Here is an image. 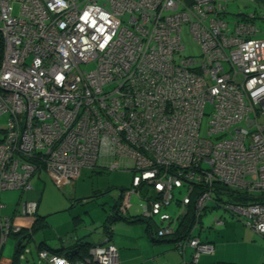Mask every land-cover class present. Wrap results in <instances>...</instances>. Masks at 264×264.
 Instances as JSON below:
<instances>
[{"label":"built area","instance_id":"2783aa9c","mask_svg":"<svg viewBox=\"0 0 264 264\" xmlns=\"http://www.w3.org/2000/svg\"><path fill=\"white\" fill-rule=\"evenodd\" d=\"M251 1L260 12L241 14L231 30L222 0H0V191L26 192L42 171L57 184L83 169L130 171L118 210L136 195L154 237L192 248L189 264L214 249L192 233L208 209L223 212L215 223L231 218L264 238V4ZM183 24L198 59L175 60ZM37 206L27 200L21 211ZM18 230L0 220L1 241ZM105 239L82 259L39 257L119 264Z\"/></svg>","mask_w":264,"mask_h":264},{"label":"crops","instance_id":"0c3cea01","mask_svg":"<svg viewBox=\"0 0 264 264\" xmlns=\"http://www.w3.org/2000/svg\"><path fill=\"white\" fill-rule=\"evenodd\" d=\"M239 1L245 6L251 5L246 0ZM36 177L40 179L41 174ZM27 200L37 201V215L22 213L21 204ZM39 201L38 191L33 190L32 181L31 189L26 192L15 189L0 191V220L10 218L11 224L19 229L18 232L22 230L24 234L31 233L27 247L18 253L17 249L21 244L18 243L19 238L14 232L8 234L3 241L0 232V264H51L40 259V250L73 248L85 242L92 245L107 242L103 231L97 234L99 240L96 242L94 234H90L94 223L86 224L81 216L73 218V227L69 222V226H55L50 228L48 233L42 232L48 227L49 220L47 216L39 214ZM123 215L130 216L128 213ZM40 218L42 221L37 223ZM104 222L105 219L102 226ZM198 227L199 230L196 227L192 231L193 235L203 242L213 244L214 249L210 253H201L196 264H264V238L240 221L225 218L222 223L217 224L211 219L207 224ZM173 241V238H154L147 223L140 220L129 221L118 218L111 225L109 242L117 248L119 264H189L192 249L187 247L180 252ZM33 243L34 252L28 250L29 245ZM59 256L63 255L59 254Z\"/></svg>","mask_w":264,"mask_h":264},{"label":"rangeland","instance_id":"374dc122","mask_svg":"<svg viewBox=\"0 0 264 264\" xmlns=\"http://www.w3.org/2000/svg\"><path fill=\"white\" fill-rule=\"evenodd\" d=\"M228 1V14L225 17V20L229 22V27L231 30H233V23L239 18L237 17V13L239 11L248 13L253 9L251 5L245 6V4L239 0ZM101 4L105 5L104 3ZM12 9L13 15L18 16L20 11L19 3H14ZM256 26L259 28L260 32L257 35V38L264 39V22L257 20ZM181 39L184 48L175 54V60L179 61L181 58L186 57H196L198 59L202 52V48L201 45L191 37L187 24H183L182 26ZM81 68L84 70H89L92 68V65H81ZM211 111L212 105L210 103H206L204 106V115L202 116L200 126V135L203 137L208 136V126ZM7 121V114H1L0 139L4 134ZM36 176L37 175L33 176L31 181L33 190L38 191L40 198L39 214L47 216V219L49 220L48 227L43 229L42 232L48 233L50 228H54L55 226H69V222L73 227V218L81 216L85 220L86 224L94 223V228L90 230V234H94V237L97 239L96 242H98L99 238L97 234H101L103 231L102 223L105 217L108 215L109 210L114 202L118 199L119 190L131 187L133 173L124 170H103L94 172L91 169H83L78 180L71 183L60 184H57L55 181H53L51 177L48 176L44 171H42L40 179H38ZM185 195V190L179 194L180 197ZM213 203L214 202L210 201L208 207H212ZM174 207L175 205L172 206V210H175ZM56 210L58 212H55ZM141 212L142 201L133 194L131 196L128 214L130 216H136L140 215ZM219 213L222 214L223 212L216 209H208V211L204 212L202 215L201 224L199 226L207 224L208 221L214 219L215 214ZM197 230H199V227H197ZM29 246L28 250L34 252V243L33 245L31 244Z\"/></svg>","mask_w":264,"mask_h":264},{"label":"trees","instance_id":"16d2710c","mask_svg":"<svg viewBox=\"0 0 264 264\" xmlns=\"http://www.w3.org/2000/svg\"><path fill=\"white\" fill-rule=\"evenodd\" d=\"M222 2L224 3V5H225V7H226V12H227V2L225 1V0H222ZM246 2L247 3H249V4H251V6H252V11L251 12H248V13H243L242 11H239L238 13H237V17H239L241 14H250V13H257V12H260V9H259V4H256V3H253L251 0H246ZM256 2L257 3H260V4H264V0H256ZM227 14H228V12H227ZM226 14V15H227ZM226 17V16H225ZM239 19V18H238ZM256 20V19H255ZM257 20H260V21H262L261 19H260V17L259 16H257ZM257 20H256V23H257ZM260 33V32H259ZM258 33V34H259ZM257 34V35H258ZM257 37V36H256ZM1 50H2V47H1V42H0V55H1ZM126 189H129V188H126ZM122 192L125 190V188H123V189H120ZM229 196H231V195H228V197ZM230 199H231V197H230ZM232 199H238V200H240L241 198L240 197H238V196H232ZM251 198H249V197H247V196H244V195H242V201L244 202V201H247V200H250ZM252 200V199H251ZM120 204H121V200L119 199V200H117L113 205H112V207H111V209H110V212L108 213V215L106 216V218H105V222H104V224H103V232H104V235H105V238H108V240H110V238H111V225H112V223H113V221H115V220H117L118 218H120V219H125V220H129V221H131V220H140V221H143V222H146L147 223V226H148V228H149V231H150V234H151V236H153V233L151 232V230H150V226H149V224H148V222L146 221V220H144V219H142L140 216H141V214L140 215H137V216H135V217H133V216H128V215H123V214H126V213H128V211H129V208H128V210H127V212H125V213H121L119 210H118V208H119V206H120ZM212 210V209H211ZM174 210H172L171 212H173ZM191 219V216H188L187 217V221L188 220H190ZM42 220H41V218L37 221V223H40ZM30 233V232H29ZM24 233H23V231L21 230V232H19V234H17L16 235V237L17 238H19L20 239V237L23 235ZM30 235H31V233H30ZM155 238V237H154ZM174 240V239H173ZM174 243H175V240L173 241ZM93 246H95V245H92V244H90V243H88V242H85V243H80V244H77V246H75V247H73V248H63V249H57V250H53V249H47V248H45V250H47V251H49V252H51L52 254H57V255H63V257H66V258H68V259H70V260H72V259H82V258H85V257H88L89 256V251H90V249L93 247ZM23 249V244H21V245H19L18 246V249H17V251H18V253L21 251ZM41 249V248H40ZM186 249V248H185ZM184 249V250H185ZM192 249V248H191ZM192 255H193V250H192ZM192 255H191V259H192ZM200 256V255H199ZM199 259V258H198ZM198 262V261H197Z\"/></svg>","mask_w":264,"mask_h":264},{"label":"water","instance_id":"95a60500","mask_svg":"<svg viewBox=\"0 0 264 264\" xmlns=\"http://www.w3.org/2000/svg\"><path fill=\"white\" fill-rule=\"evenodd\" d=\"M123 198V192L121 191V190H119V197H118V199L117 200H121ZM116 200V201H117ZM115 201V202H116ZM114 202V203H115ZM20 232V231H19ZM19 232H14V234H15V236L17 235V234H19ZM31 235H30V233H28V234H24V235H22L21 237H20V239H19V241H18V243L19 244H23V251L25 250V248L27 247V242H28V240H29V237H30Z\"/></svg>","mask_w":264,"mask_h":264}]
</instances>
